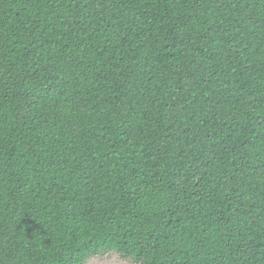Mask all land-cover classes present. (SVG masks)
I'll use <instances>...</instances> for the list:
<instances>
[{"label":"trees","instance_id":"obj_1","mask_svg":"<svg viewBox=\"0 0 264 264\" xmlns=\"http://www.w3.org/2000/svg\"><path fill=\"white\" fill-rule=\"evenodd\" d=\"M264 264V0H0V264Z\"/></svg>","mask_w":264,"mask_h":264},{"label":"rangeland","instance_id":"obj_2","mask_svg":"<svg viewBox=\"0 0 264 264\" xmlns=\"http://www.w3.org/2000/svg\"><path fill=\"white\" fill-rule=\"evenodd\" d=\"M86 264H137L131 260L124 259L117 253H105L93 258H90Z\"/></svg>","mask_w":264,"mask_h":264}]
</instances>
